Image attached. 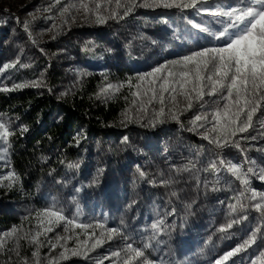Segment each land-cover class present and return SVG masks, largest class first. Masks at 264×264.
Returning <instances> with one entry per match:
<instances>
[{
  "label": "rangeland",
  "instance_id": "1",
  "mask_svg": "<svg viewBox=\"0 0 264 264\" xmlns=\"http://www.w3.org/2000/svg\"><path fill=\"white\" fill-rule=\"evenodd\" d=\"M182 1L185 0H177L179 3ZM131 2L139 4V7L146 11L168 9L156 7L153 0H131ZM82 3H87L92 11L86 14L81 7ZM95 3L96 0H60L59 3L56 0H0V18H3L0 20V93L13 92L14 90L3 91V89H14L18 84L27 85L31 81H38L41 85L45 84L44 75L27 79L25 83L17 82L13 77L16 74L15 68L27 67L26 64L31 62L34 52H39L41 56H49L46 58L49 69L59 72L63 76L64 84L72 81L81 69V65L75 55L74 46L67 45V42L73 38L71 44L79 45L80 49L84 50L86 43L92 40L91 36L94 32L91 31L99 25L96 23ZM145 3L153 4V6L144 7ZM216 6L223 12L232 8L245 7L242 0H201L198 7L192 11L204 14L213 11ZM66 7L68 8L67 12L64 11ZM99 14L106 18L109 17L101 11V8ZM225 21H227V17L220 18V25L211 34L213 41L207 48L223 46V41L215 39L213 34L219 35V32L226 27ZM7 24L13 25V27L6 28ZM118 31L115 29L113 32V39H107L108 67L114 72L116 69H126L129 64L136 68L133 75H129L128 78H119L118 82L114 83L116 85H113V88L109 90L123 89L129 94L127 107L117 121L113 123V126L119 130H127L134 126L149 130L159 127L174 126L176 128L181 115H184L186 124L190 125L188 126L189 130L194 129L190 131L200 138L207 136L208 139L206 140L210 143L216 134L211 132L212 123H205L203 127H200L203 122L194 124L193 121L198 114H207L208 120L212 121V114L219 109V105H217L219 103H216V99L204 97L201 101L203 107H201V102L193 100L192 111L184 114L186 112L184 108L186 99L182 95H177L173 102L167 99L168 94L165 93L166 116L172 112L179 119L172 120L170 116L166 119L157 117V119H164V123H157L155 127L149 126V122L153 120L154 113L159 111L161 105L154 102L147 105L148 110L146 112H140L138 104L133 105L132 103L134 99H138L133 95L137 91L138 81L136 78L138 75L202 48H184L181 52L176 51L177 53H175L172 48L173 45L156 30H153L152 25L147 20L129 23L125 29L126 32L122 35H118ZM17 34L26 37L30 41L32 49H28L22 54L16 44H10L9 40ZM80 39V43H76ZM49 46H52V52ZM5 64L10 65V67L4 69L3 65ZM169 70L179 71L181 69L169 64L164 71L166 73ZM142 90L143 86L141 87ZM0 122L5 124L10 133L7 142L0 140V245H2L0 246V264H99L100 261H103V264H123L128 256H134L132 249H140L144 252V257L133 260L132 264H215V261L222 257L225 252L243 244L253 230L261 228L264 232V217H261L260 213L251 207L253 203L260 202V197L264 196V181L258 178L264 173V100H261V107L256 113V122H253L250 127L253 130V137L249 139V143L244 144L243 137H240L239 142L243 143L236 147L231 143L233 140H229L228 147L218 148L221 151H228L222 152L214 161L218 178L224 181L227 188L235 195L231 204L235 206L236 211L232 216L224 217L227 219H219L214 233L210 234L211 231L204 229L201 235L192 234L193 242L188 245L181 243L176 245V241L168 238H165L163 243L157 244L154 241L149 244L148 241L150 239L157 240L154 239L157 236L146 237L147 233H154V231L144 225L147 220L146 217L142 218V224V220H136L138 217L137 210L123 215L128 233L125 234L124 231L117 229L118 234H114L112 240H106L102 246L91 250L92 240L89 239V234L94 233L95 237L99 238L103 232L106 239L107 230L115 228L109 223V220L112 221L114 216H120L124 209L123 202L117 201L115 197V184H113L111 192L105 193L103 190L111 179L110 184L117 181V177H113L106 169L103 157L96 151L91 163V173L94 174V177L90 175V183L93 181L96 188V191L94 190L91 194L86 193L81 197L74 190V185H69L68 181L50 182L40 189L32 191L21 182L10 161L9 146L10 136L14 132L13 120L11 117L0 113ZM143 142L142 139H135L133 142L131 140V147L134 146L135 148L133 150L136 159L141 157L140 149ZM212 145L217 148L215 144ZM233 165L241 169L242 178L249 181L247 185H242L229 171ZM249 169H251V173H249ZM127 173L128 170L125 171V174ZM129 180L131 181V179ZM253 191L257 193L255 201L251 200ZM141 195L134 191L130 198L134 199V204L139 199L145 200L146 216L150 214L155 216L156 212L151 199L147 195L141 199ZM244 205L247 206L243 207L244 211L250 212L252 219L247 225H244L243 230L240 229L239 233L226 239L222 232L228 229L229 223L234 222L233 217L237 216L235 214ZM45 208L60 211L74 223L66 225L62 221L58 225H54L51 232H46L48 218L43 216V209ZM77 224H87L90 227L80 229L76 227ZM66 227L68 231H65ZM154 228L157 230V227ZM13 229H17V232L12 233ZM221 229L225 230L221 231ZM37 233L42 234L37 236ZM208 234L210 235L208 236ZM33 237L40 241L39 245L33 242ZM67 237L71 238L65 239ZM77 240L80 242L88 240V244H78ZM206 240L208 241L206 242ZM53 244L56 245L55 248L52 247ZM128 244L132 245V249H127ZM73 250H79L80 255L72 256ZM117 252L119 257H113L112 254ZM33 253L37 255L33 256ZM62 253L68 258L63 259ZM262 253H264V236L258 234L255 244L248 247L246 251L230 258L226 264H252L253 260L256 261V264H264ZM105 257L110 259H105Z\"/></svg>",
  "mask_w": 264,
  "mask_h": 264
},
{
  "label": "trees",
  "instance_id": "2",
  "mask_svg": "<svg viewBox=\"0 0 264 264\" xmlns=\"http://www.w3.org/2000/svg\"><path fill=\"white\" fill-rule=\"evenodd\" d=\"M121 3L125 6L135 4L131 0H121ZM180 3H190V0ZM100 4L101 11L107 15L115 11L123 16L124 9L117 8L115 0H111V3L100 0ZM193 9L173 7L146 11L136 6L123 19L108 18L105 24H99L93 29L92 40L86 43L84 50L79 45L71 44L73 38H70L67 45L74 46L81 69L68 84H64L59 72L49 69L46 62L49 56H41L39 52H34L27 67L15 68L16 74L13 77L20 83L38 75L45 77L42 87L28 86L6 94L0 93V113L11 117L14 125V132L10 136V161L24 185L35 191L50 182L68 181L81 197L86 193L91 194L96 191L93 181L90 183V175L94 177L91 163L97 151L103 157L106 169L113 177H117L116 182L110 184L111 179L103 190L109 193L115 184V197L124 206L123 213L114 216L109 223L125 234L128 229L123 215L138 210L136 220L141 221L146 217L144 225L154 231L147 233L146 237L157 236L154 238L157 240L150 239L149 244L154 241L157 244L163 243L168 238L176 241V245H188L193 242L195 233L201 235L204 229L211 231L210 234L214 233L219 219H227L224 217L234 214L230 205H233L231 203L235 195L218 178L214 162L222 152L228 150L221 151L191 132L184 115L176 122V128L149 130L134 126L119 130L113 123L125 111L129 94L123 89L106 94L101 91L109 84L116 85L114 83L119 78H128L135 72L136 67L130 64L126 69H116L114 72L108 67L109 55L106 49L107 39H113L115 29L119 30L118 35H122L131 22L147 20L153 30L173 45L175 53L184 48H205L211 45V34L218 29L222 17L219 13L223 10L216 6L213 11L200 14L193 12ZM197 24L201 28H196ZM5 27L10 29L13 25L7 24ZM203 28L208 31H202ZM9 43L16 44L22 54L32 49L30 41L21 34L12 36ZM49 48L52 52V46ZM222 95L226 96L227 92ZM204 97L216 99L219 109H223L226 102L221 99V95ZM187 102H184V114L192 111V108H187ZM253 122H256V115L252 125ZM24 127L28 128L27 132H21ZM214 135V139L222 140L218 133ZM124 137L128 138L126 142ZM240 137H243L244 144H248L253 137L252 128L229 137V140L235 141L234 145H240L243 143L239 142ZM135 139L144 141L140 149L142 158L134 157L135 148L131 147V140L133 142ZM163 181L170 183L165 184ZM134 191L142 194L141 199L145 195L151 199L155 216H146L145 200L139 199L134 204V199L130 198ZM235 215L234 221L241 216L247 219L239 224L233 223L231 229L222 232L226 239L239 233L240 229L243 230L244 225L252 219L250 212L244 211L242 206Z\"/></svg>",
  "mask_w": 264,
  "mask_h": 264
},
{
  "label": "snow or ice",
  "instance_id": "3",
  "mask_svg": "<svg viewBox=\"0 0 264 264\" xmlns=\"http://www.w3.org/2000/svg\"><path fill=\"white\" fill-rule=\"evenodd\" d=\"M57 3L60 0H56ZM111 3V0H107ZM201 0H190V3H178L177 0H153V4L156 7L164 8H197L198 3ZM117 8H123V16H120L118 12H111L109 17H105L99 14V9L102 7L99 0H96V23L105 24L108 18L111 19H123L127 16L133 7L140 5L125 6L121 3V0H115ZM245 7L232 8L228 11L219 13L222 17H227L226 27L219 32L214 38L223 41L222 47L202 48L198 51H192L190 54L183 55L178 59H173L164 64H160L153 67L151 71L137 76V91L133 94L138 99L132 101L133 105L138 104V110L140 112H146L147 105H151L154 102H158L161 107L158 112L153 115V120L149 122V126L155 127L157 123H164V119H157V117H164L165 119L170 116L172 120H178L179 117L172 112H169L166 116L164 104L166 102L165 93L168 94L167 99L175 101L177 95H182L187 101V108L191 109L193 106V100L201 102L204 96H216L221 95V99L225 102L223 109H217L212 114V121L208 120L207 114L196 115L193 123L203 122L200 127H203L205 123H212L211 132L218 133L221 139H212L210 143L215 144L217 148H226L229 146V137H235L237 133H245L252 126L253 117L256 115L261 107V100H264V0H242ZM153 4L145 3L144 7H152ZM81 7L85 13H89L92 10L87 3H82ZM65 12L68 11L66 7ZM27 28V25H25ZM196 28H201L200 25H195ZM202 31L207 32V28H203ZM155 43V41H153ZM41 51H43L41 49ZM169 64L174 67H179V71H167ZM10 65H3L4 69L9 68ZM40 87L41 84L38 81H31L29 84H18L15 88L24 87ZM143 90L141 91V87ZM4 88L3 91L15 90ZM113 88V85L109 84L106 88L102 89V94H106ZM118 90V89H117ZM227 95H222L224 92ZM201 107L203 104L201 103ZM239 122V123H238ZM194 130V129H190ZM28 128L24 127L21 132H27ZM10 133L8 128L3 122H0V140L7 142ZM203 139H208L207 136H202ZM127 137H124V141H127ZM235 143V141H232ZM239 147L238 144H235ZM229 171L232 175L240 181L242 185H247L249 181L242 178L241 169L233 165ZM251 173V169L248 170ZM143 174V173H142ZM260 180L264 181V173L259 175ZM162 183H170V181H163ZM175 195V194H173ZM257 199V193H251V200ZM242 207H247L246 205ZM251 207L261 217H264V196L260 197V202L253 203ZM233 212L236 211L234 205H230ZM43 216L47 217L46 232H51L54 225H58L60 222H65L66 225L73 224L74 221L68 220L60 211H55L52 208L43 209ZM246 216H241L233 223L239 224L246 220ZM233 223L227 225L228 229L233 227ZM77 228L88 229L90 225L77 224ZM155 227V226H154ZM225 229H221L224 231ZM68 231V228H65ZM17 229H13L12 233H16ZM42 233H37L39 236ZM114 234H118V230L111 228L107 230L106 239L105 233H101L100 237H95L94 233L89 234V239L92 240L90 245L91 250H95L97 247L102 246L106 240L113 239ZM264 236L261 228H257L252 231L248 239L243 244L225 252L222 257L215 261V264H226L233 256L242 251H246L248 247L255 244L257 235ZM67 237L65 239H70ZM33 242L39 245L40 241L33 237ZM78 244H88V240L80 242ZM2 246V245H0ZM56 247L55 244L52 245ZM127 249H132V245L128 244ZM134 256H128L123 264H132V261L138 258L144 257V252L140 249H132ZM67 252V250H66ZM19 255V253H17ZM33 253V256H36ZM72 256L80 255L79 250H73ZM113 257H119V253H113ZM264 255V253H262ZM63 259H67L68 256L64 253L61 254ZM105 259H110L105 257ZM99 264H103L100 261ZM252 264H256L253 260Z\"/></svg>",
  "mask_w": 264,
  "mask_h": 264
}]
</instances>
